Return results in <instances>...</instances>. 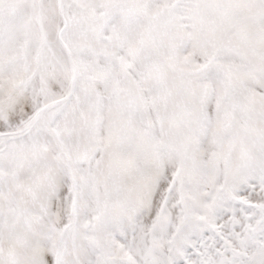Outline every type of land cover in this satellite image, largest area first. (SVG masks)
Instances as JSON below:
<instances>
[{
  "label": "snow or ice",
  "instance_id": "6c2138e0",
  "mask_svg": "<svg viewBox=\"0 0 264 264\" xmlns=\"http://www.w3.org/2000/svg\"><path fill=\"white\" fill-rule=\"evenodd\" d=\"M0 264H264V0H0Z\"/></svg>",
  "mask_w": 264,
  "mask_h": 264
}]
</instances>
